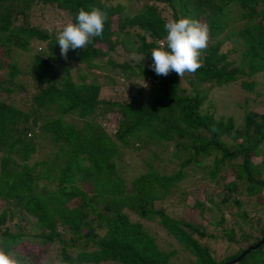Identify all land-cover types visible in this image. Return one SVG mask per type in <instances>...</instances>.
Masks as SVG:
<instances>
[{
	"label": "trees",
	"instance_id": "1",
	"mask_svg": "<svg viewBox=\"0 0 264 264\" xmlns=\"http://www.w3.org/2000/svg\"><path fill=\"white\" fill-rule=\"evenodd\" d=\"M36 5L55 7L70 22L81 8L105 9L103 36L70 50L65 59L57 35L32 23ZM181 17L209 29L202 67L182 80L175 72L158 76L150 67V50L164 40L166 21ZM34 41L46 46L31 53L21 72L11 51H27ZM119 45L147 62H115L111 53ZM73 62L85 69L107 64L125 80L148 83L126 96L106 97L92 72L72 75ZM259 72H264V0H0V92H13L21 73L35 87L23 107L0 96V251L17 264H44L52 248V264H174L176 251L159 248L144 220L173 238L194 258L191 264L238 257L264 238V213H255L264 196V110L240 108L237 124L234 116L217 113L210 94L232 83L253 93ZM168 147L179 163L171 173L151 164L155 149ZM42 148L48 149L43 156ZM144 149L151 151L150 162L128 178L118 161L125 150ZM192 163L215 189L207 191L204 184L192 190L198 223L170 215L164 204ZM230 170L233 178L220 184ZM226 206L234 215L229 224ZM213 208L216 235L203 223V214ZM204 237L226 240L223 254L216 255ZM20 245L26 250L18 252ZM229 264H264V241Z\"/></svg>",
	"mask_w": 264,
	"mask_h": 264
},
{
	"label": "rangeland",
	"instance_id": "2",
	"mask_svg": "<svg viewBox=\"0 0 264 264\" xmlns=\"http://www.w3.org/2000/svg\"><path fill=\"white\" fill-rule=\"evenodd\" d=\"M135 9L134 6H129L128 10ZM32 23L37 24L40 27L46 28L49 32H53L55 35L58 34L60 30L66 25V23L70 22L66 15L61 13L57 8L44 6L40 7L36 5L32 11ZM46 46L45 42L34 41L31 45V48L27 51H21L18 49H13L11 51V58L18 64L21 72H25V68H27V63L29 62V58L31 53L36 49H44ZM228 46L225 44L224 48ZM112 58L115 62L121 63L123 61H128L131 64L136 63H145L147 62V58L145 57L142 61L143 55L135 53L133 51L125 50V48L119 45L115 52L111 53ZM104 60V59H103ZM105 62V61H102ZM103 66L99 68H90L85 69L84 65L78 62L72 63V75L76 77L78 72L86 71L92 72L91 75H95V79L101 84L103 95L106 97L112 96L115 93H120L122 96H126L128 91L135 92L136 89L140 86V84H144V79L140 77H134L130 80H125L121 76L115 75L119 70L110 69L111 67L107 64H101ZM145 81L148 83L147 79ZM255 88L253 93L244 94L240 89H238L235 84L231 85H222L217 88H214L211 91L210 97L212 99V103L217 109V113L224 115H232L237 124H241V109L247 107H258L261 110H264V72H259L255 75ZM15 84L11 87L14 88L13 92L8 94H4L0 92L1 98L12 101L14 104L18 106H26L30 102L31 96L35 93V87L32 80L21 73L17 79L13 81ZM17 84H20L18 87ZM245 97H248V101H246ZM252 98H255L253 100ZM239 104H241L239 106ZM68 119V117H67ZM110 126V125H109ZM48 151L47 148H42L40 155L43 156ZM157 153V159L152 161V166L158 168V170H163L166 173H171L178 169L179 163L174 158L171 157L172 149L170 147L167 148V151H163L161 149H155ZM151 151L144 149L140 152H133L125 150L121 159L118 161V166H120L123 170V174L128 178L144 171L146 169L147 162L151 160ZM256 161L257 158H254ZM210 161L205 160L204 164H209ZM186 177L183 179L182 183H180L177 187H175L171 193L168 195L164 204L167 206V212L170 215L175 217H179L183 220H194V222H200L201 216L197 210H193L191 207L194 201V195L191 193L194 188L200 187L202 188L204 184H208L206 188L207 191L214 189V183L210 181L209 176L205 171H202V168L197 167L193 163L189 166L185 167ZM205 170V169H204ZM233 178V174L231 170L227 172L226 178L224 180L220 179V184L231 180ZM215 190V189H214ZM218 190V188H217ZM264 194V193H263ZM217 199H221V195H219ZM241 199L246 204L247 196L242 195ZM245 208L249 209L247 205H244ZM258 216L259 214L264 213V196L260 198V205L255 212ZM223 215L226 217V223L234 218L233 214H229L228 207L223 208ZM204 216V225L207 232L212 234H218V229L211 224V220H217V210L212 209V211L205 212ZM143 224L153 233L156 237V242L159 248L169 251L174 249L176 251L174 257L172 258V262L174 264H191L194 258L184 251L175 241L171 238L160 226H158L155 222L151 221H142ZM239 232H235L237 236ZM204 242H208L212 249L215 251L216 255L220 256L223 254L225 247L227 246V241L222 238H202ZM231 246H235L232 244ZM236 247V246H235ZM36 248V246H35ZM18 252L25 251L26 249L23 245H20L16 249ZM54 249H50L47 255L44 258V264H52L56 259L54 257ZM12 256V254H11ZM105 264H115L113 262H107Z\"/></svg>",
	"mask_w": 264,
	"mask_h": 264
},
{
	"label": "clouds",
	"instance_id": "3",
	"mask_svg": "<svg viewBox=\"0 0 264 264\" xmlns=\"http://www.w3.org/2000/svg\"><path fill=\"white\" fill-rule=\"evenodd\" d=\"M110 5H105V9ZM100 7L81 8L74 22H68L56 36L60 55L68 58L70 50L84 49L93 38L102 37L107 11ZM166 36L159 46L150 50L151 69L158 76H167L175 72L182 80L184 74H195L201 67L202 53L209 44V29L199 20L191 17L169 19L165 25ZM145 56L142 57V61ZM147 82L144 79V84ZM0 264H17L10 253L0 251Z\"/></svg>",
	"mask_w": 264,
	"mask_h": 264
},
{
	"label": "water",
	"instance_id": "4",
	"mask_svg": "<svg viewBox=\"0 0 264 264\" xmlns=\"http://www.w3.org/2000/svg\"><path fill=\"white\" fill-rule=\"evenodd\" d=\"M264 241V238L261 239L258 243H256L255 245H249L244 251H242L238 257L234 258L233 260L227 261L224 264H229L231 262H236L238 259H240V257H242V255H244L246 252H248L250 249H254L256 247L259 246L260 243H262Z\"/></svg>",
	"mask_w": 264,
	"mask_h": 264
}]
</instances>
